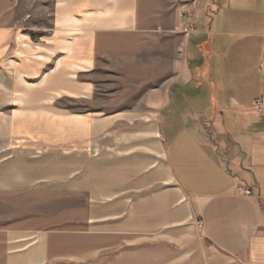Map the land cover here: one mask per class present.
<instances>
[{"label": "crops", "instance_id": "1", "mask_svg": "<svg viewBox=\"0 0 264 264\" xmlns=\"http://www.w3.org/2000/svg\"><path fill=\"white\" fill-rule=\"evenodd\" d=\"M48 32L0 27V191L76 193L84 220L5 231L2 264H264V0H53ZM127 37L156 86L101 118L83 77Z\"/></svg>", "mask_w": 264, "mask_h": 264}, {"label": "rangeland", "instance_id": "2", "mask_svg": "<svg viewBox=\"0 0 264 264\" xmlns=\"http://www.w3.org/2000/svg\"><path fill=\"white\" fill-rule=\"evenodd\" d=\"M53 25V0H0V27L19 29L20 34L40 36L49 33ZM98 67L92 75H85L84 82H93L100 117L110 115L113 109H146L150 104L151 90L156 86L155 75L150 72L127 73L128 69L139 70L151 66L155 52L148 53L154 43H145L135 37L105 42ZM146 46V47H145ZM176 50L178 45L176 44ZM173 43L164 44V67H171ZM154 50V49H153ZM134 66V68H132ZM132 68V69H131ZM160 78V74H158ZM170 78L164 75L166 83ZM68 108L86 113L91 105L68 102ZM85 104V103H84ZM90 107V108H89ZM134 111V110H133ZM124 124V123H122ZM101 125L100 154L106 156L108 133ZM126 125V124H125ZM123 126V127H122ZM105 127V128H103ZM126 130L130 125L118 126ZM114 139V138H112ZM42 159L43 154H35ZM84 197L76 193L49 190L47 187H31V190L0 191V264L3 258L5 231L27 229L36 231L78 229L84 220Z\"/></svg>", "mask_w": 264, "mask_h": 264}, {"label": "built area", "instance_id": "3", "mask_svg": "<svg viewBox=\"0 0 264 264\" xmlns=\"http://www.w3.org/2000/svg\"><path fill=\"white\" fill-rule=\"evenodd\" d=\"M254 110L258 114L264 116V96L261 99L255 101V103H254ZM247 194H249V193H247Z\"/></svg>", "mask_w": 264, "mask_h": 264}]
</instances>
